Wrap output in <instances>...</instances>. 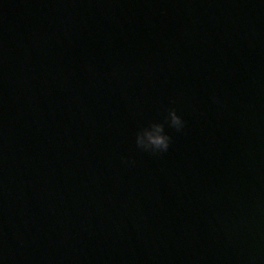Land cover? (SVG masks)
Here are the masks:
<instances>
[{
  "label": "water",
  "instance_id": "obj_1",
  "mask_svg": "<svg viewBox=\"0 0 264 264\" xmlns=\"http://www.w3.org/2000/svg\"><path fill=\"white\" fill-rule=\"evenodd\" d=\"M0 264H264V0H0Z\"/></svg>",
  "mask_w": 264,
  "mask_h": 264
},
{
  "label": "clouds",
  "instance_id": "obj_2",
  "mask_svg": "<svg viewBox=\"0 0 264 264\" xmlns=\"http://www.w3.org/2000/svg\"><path fill=\"white\" fill-rule=\"evenodd\" d=\"M165 124L176 131H181L185 126L182 117L177 114L174 108H170L164 122L151 121L138 130L135 139L136 146L152 154L166 152L169 149L172 137L165 131Z\"/></svg>",
  "mask_w": 264,
  "mask_h": 264
}]
</instances>
